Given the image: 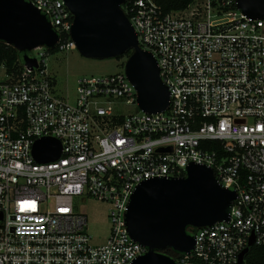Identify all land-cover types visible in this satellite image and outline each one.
<instances>
[{"label": "built area", "instance_id": "built-area-1", "mask_svg": "<svg viewBox=\"0 0 264 264\" xmlns=\"http://www.w3.org/2000/svg\"><path fill=\"white\" fill-rule=\"evenodd\" d=\"M26 1L59 35L55 50L76 49L65 0ZM123 9L170 91L164 112L139 109L125 72L79 79L74 102L59 96L46 47L29 53L37 68L0 64V264H132L147 249L127 229L131 196L146 181L185 177L191 164L237 197L229 221L189 229L195 248L177 262L247 264L252 248H264V20L236 0L170 12L157 0H125ZM45 137L62 154L38 163L33 145ZM88 200L111 206L102 244L78 211Z\"/></svg>", "mask_w": 264, "mask_h": 264}, {"label": "water", "instance_id": "water-1", "mask_svg": "<svg viewBox=\"0 0 264 264\" xmlns=\"http://www.w3.org/2000/svg\"><path fill=\"white\" fill-rule=\"evenodd\" d=\"M248 18L264 20V0H236ZM74 16L70 36L79 53L88 59L108 60L127 56L125 75L137 92L141 111L156 114L170 106V91L160 77L154 55L143 50L123 9L125 0H65ZM0 42L23 55L28 68L38 62L29 53L39 47L55 50L59 35L37 8L26 0H0ZM62 144L54 138L38 139L33 157L38 163L56 161ZM237 193L225 189L212 169L191 164L181 178L153 179L142 183L131 196L126 224L132 240L147 253L132 264H179L164 251L191 253L192 229L211 228L229 221ZM254 243L252 238L250 246ZM249 248L240 256V262Z\"/></svg>", "mask_w": 264, "mask_h": 264}, {"label": "rangeland", "instance_id": "rangeland-1", "mask_svg": "<svg viewBox=\"0 0 264 264\" xmlns=\"http://www.w3.org/2000/svg\"><path fill=\"white\" fill-rule=\"evenodd\" d=\"M47 69L56 86V93L74 102L77 95V81L81 78H91L123 73L127 58L93 60L83 57L77 49L70 52L46 50ZM55 51V52H54ZM124 107V106H123ZM129 113L138 112V107L125 106ZM78 211L88 217L89 232L96 244H102L108 236L111 220V206L108 203L88 200L79 201Z\"/></svg>", "mask_w": 264, "mask_h": 264}, {"label": "trees", "instance_id": "trees-1", "mask_svg": "<svg viewBox=\"0 0 264 264\" xmlns=\"http://www.w3.org/2000/svg\"><path fill=\"white\" fill-rule=\"evenodd\" d=\"M194 1L195 0H157L158 4L165 12L185 9ZM22 57L23 55L13 47L0 42V64H4L9 69V71H13L14 67L18 66L19 63L22 62ZM125 57L127 58V56ZM164 253L176 260L179 256V254L172 249H167L164 251ZM246 259L247 264H264V248H252Z\"/></svg>", "mask_w": 264, "mask_h": 264}, {"label": "flooded vegetation", "instance_id": "flooded-vegetation-1", "mask_svg": "<svg viewBox=\"0 0 264 264\" xmlns=\"http://www.w3.org/2000/svg\"><path fill=\"white\" fill-rule=\"evenodd\" d=\"M191 234L193 235V233L191 232Z\"/></svg>", "mask_w": 264, "mask_h": 264}]
</instances>
